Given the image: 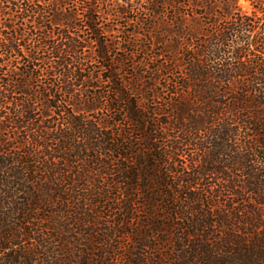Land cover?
I'll return each mask as SVG.
<instances>
[{
    "label": "trees",
    "instance_id": "obj_1",
    "mask_svg": "<svg viewBox=\"0 0 264 264\" xmlns=\"http://www.w3.org/2000/svg\"><path fill=\"white\" fill-rule=\"evenodd\" d=\"M0 264H264V0H0Z\"/></svg>",
    "mask_w": 264,
    "mask_h": 264
},
{
    "label": "rangeland",
    "instance_id": "obj_2",
    "mask_svg": "<svg viewBox=\"0 0 264 264\" xmlns=\"http://www.w3.org/2000/svg\"><path fill=\"white\" fill-rule=\"evenodd\" d=\"M77 14L79 15V22H78V29L82 32V28L80 27L82 25L81 21V14L78 11ZM99 25L98 27L102 31H106L107 35L104 36L106 40L111 41L116 44L115 48H122V41L125 38H129L133 41L135 48L133 50H129L133 53V55H125L124 52L121 50L114 52L117 53L115 54L114 59H121L123 57H126L128 61L125 63L123 69L126 73L125 80H128L130 78V72H131V67L132 65H136L135 63H138L140 61V57L138 53V50L143 47L144 49L148 47V36L151 31H153L152 26L150 25V18L148 15H146L144 12H141L139 10H134V12L130 13L127 15V20H116V19H111V18H105L103 16L99 17ZM135 31V36L132 38L130 36V33ZM159 30H154V33H158ZM81 36L85 39L88 36L86 33H80ZM88 39V38H87ZM161 47L156 46L154 47L155 50H159ZM128 54V53H126ZM146 56H151L149 52H146ZM91 67L92 68H99V64L97 61L93 60L91 61ZM90 67V66H89ZM90 67V68H91ZM139 67V66H136ZM138 87H140L138 85Z\"/></svg>",
    "mask_w": 264,
    "mask_h": 264
}]
</instances>
